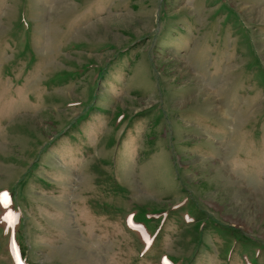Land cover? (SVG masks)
<instances>
[{
    "label": "rangeland",
    "instance_id": "obj_1",
    "mask_svg": "<svg viewBox=\"0 0 264 264\" xmlns=\"http://www.w3.org/2000/svg\"><path fill=\"white\" fill-rule=\"evenodd\" d=\"M0 264H264V0H0Z\"/></svg>",
    "mask_w": 264,
    "mask_h": 264
},
{
    "label": "snow or ice",
    "instance_id": "obj_2",
    "mask_svg": "<svg viewBox=\"0 0 264 264\" xmlns=\"http://www.w3.org/2000/svg\"><path fill=\"white\" fill-rule=\"evenodd\" d=\"M5 200H6V202H7V199H6V194H5Z\"/></svg>",
    "mask_w": 264,
    "mask_h": 264
}]
</instances>
